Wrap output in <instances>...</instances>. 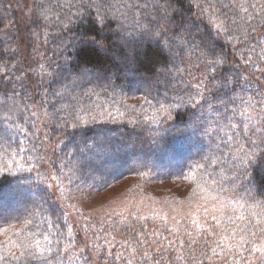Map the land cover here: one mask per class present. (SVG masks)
Segmentation results:
<instances>
[{
    "label": "snow or ice",
    "instance_id": "1",
    "mask_svg": "<svg viewBox=\"0 0 264 264\" xmlns=\"http://www.w3.org/2000/svg\"><path fill=\"white\" fill-rule=\"evenodd\" d=\"M182 2L187 9L181 7ZM73 7L75 21L86 24L87 33L82 32L78 41L75 37L71 42L61 40L54 56L62 57L63 63L40 52V32L28 31L25 51L31 46L32 52L22 60H17L18 48L8 50L7 59L0 49V84L11 83L9 62L17 60L12 68L19 73L20 86L28 93L31 82L34 89L26 96L31 104L15 102L21 93L0 96V178L14 177L9 194L18 203L25 202L23 213L0 203V264H134L137 260L139 264H172L171 250L177 247L185 250L186 264H217V260L221 264H264V6L253 14L249 8L256 5L239 0L226 6L237 9L231 17L218 11L211 0H74L69 9ZM25 8L32 25L43 31L45 43L53 26L60 34L72 31L71 11L67 22L59 14L53 20L51 0L48 6L45 0H32L31 7L26 3ZM193 8L196 11L188 15ZM205 20L207 28L202 32ZM19 28L9 21L0 31L6 34ZM221 38L224 45L218 52L215 41ZM69 43L74 55L67 54ZM89 51H115L114 67L133 74L143 68L155 77L156 86H164L165 100L158 101L157 110L162 120L157 123L174 121L181 111L193 114L194 119L175 129L178 137L191 141L190 155L177 175L196 183L201 191L215 193L212 207L226 214L227 226L210 213L214 224L195 235L185 230L168 240L167 246L161 243V233H153L156 238L149 241L146 228L133 229L118 241L123 249L118 251L116 235L105 232L101 237L93 227L95 221L87 220L77 203H66L81 202L91 197L88 189L99 186L102 191L107 186V178L101 175L88 188L81 187L85 181L78 173H83V165L77 162V167H69L77 153L83 155L92 147L87 140L80 146L76 137L86 133L78 130L97 123L96 116L84 119L90 110L77 108L80 99L72 95L73 90L85 77L103 80L106 89L118 87L105 70L81 66L80 53ZM39 85L47 87L42 98H35ZM38 124L43 126V136ZM152 143H157L155 137ZM68 144L75 151L65 153ZM65 179L74 192L66 189ZM231 205L238 206L239 215L235 209L227 214ZM244 211L248 223L240 227L236 222L245 219ZM131 215L136 218L135 213ZM126 220L113 221L111 226L115 229ZM192 223L196 229L203 227L197 219ZM218 226L222 231L216 230ZM78 227H83L86 237L82 247ZM166 231L171 235L177 230ZM101 239L102 244L93 243Z\"/></svg>",
    "mask_w": 264,
    "mask_h": 264
},
{
    "label": "trees",
    "instance_id": "2",
    "mask_svg": "<svg viewBox=\"0 0 264 264\" xmlns=\"http://www.w3.org/2000/svg\"><path fill=\"white\" fill-rule=\"evenodd\" d=\"M238 2L239 0H211V3L218 11L228 13L230 17L237 9H229L226 6L230 4L235 5ZM26 3L31 7L32 0H0V19L3 20V23L0 24V30L9 21L20 25L18 32L12 30L5 34L3 31H0V37H3L0 39V49L5 50V59L11 55L8 51L10 49H19L17 60H22L26 53L32 52L31 46L25 51V45L29 43L26 36L28 31L31 30L33 32H40V52L45 53L48 58L55 60L56 63H63L62 57L57 58L54 56V53L58 51V45L61 40L71 42L73 37H75L78 41L82 32L87 33L88 26L75 21L74 14L76 8L69 9V5L74 3V0H51V7L53 8V12L50 13L51 18L55 20L57 14H59L67 22L66 16L71 11L73 23L71 25L72 31H65L63 34L56 32L55 26H53L47 43L44 42L43 31L32 25L29 20L27 8H25ZM247 3L248 5H256L255 8H249V12L253 14L260 12L261 6H264V0H247ZM45 4L48 6V0H45ZM57 5H63V7H57ZM181 7L187 9V3L182 2ZM195 11L196 9L193 8L192 12H188L187 14L192 15ZM240 15H244V13H240ZM22 20L23 23H21ZM256 22H259V17H257ZM206 28L207 21L205 20L200 30L203 32ZM21 40H24V43H20ZM215 43L219 52L224 45V41L221 38L215 41ZM67 54H75L70 43ZM228 56L229 59L233 56L230 48ZM115 57V51L107 53L103 51L81 52L78 57L81 66L90 67L96 65L98 69L105 70L106 76L115 80L118 87L115 91L106 89L103 80L98 81L85 77L81 86L73 90L72 95L80 99L77 108L90 110L88 116L84 117V119L90 120L91 116H96L97 123L89 124L87 127L78 130L86 133V135H78L76 137V140L80 142V146H83V141L87 140L92 147L91 149L86 148L83 155L77 153L75 160H72L69 167H77V162L83 165V173H78V175L81 180L85 181L81 185L84 188H88V185L92 184L98 176L103 175L107 178V186L102 191L99 190V186L94 189H88L92 192V195L90 198L84 200L94 202L97 198L110 197L115 194L136 195L143 199H150L153 202L164 204L167 208V212L165 213L167 217L165 219L163 216L144 215L139 211L133 210L126 214L112 215L109 220L102 223L95 222L94 229L101 237L105 236V232H111L116 235V241L114 242L116 243V250L123 251L118 241L122 240L133 229L142 231L143 228H146V235L149 241L156 238L153 233L159 232L161 233V243L167 246L168 240L174 239L176 235L183 233L185 230L195 235L198 231H202L203 228H208L214 224L215 221L211 220L210 213L215 214L227 226L228 222L225 220L226 214L218 212L212 207L213 201L211 197L215 193L207 189L201 191L196 186V183L179 178L177 175L182 161L190 155L188 145L191 141L178 137L175 129L194 119L193 114L190 111H181L179 114H175L174 121L157 123V120H162L157 110L160 107L158 101L163 102L165 100L164 86H156L154 84L155 77L150 73H145L143 68L136 74H133L125 73L123 68L114 67L112 61ZM36 59L39 60L40 56H37ZM17 60L9 62V68L12 70L8 73V77L11 83L5 81L3 84H0V96H3L5 93L8 95H11L13 92L21 93L22 95L16 98L15 102L17 104H31L32 101L26 99V96L34 91L33 84L31 82L27 83L29 92L25 93L24 88L20 86L21 81L17 79L19 75L17 69L12 68V64H16ZM85 60L88 61L87 65H84ZM2 64L3 62L0 61V66ZM17 66L23 68V64H18ZM65 75L68 74L65 73ZM13 85H16V87L13 88ZM58 86L54 85L52 87ZM45 87L47 85L38 86L35 90V98L43 97ZM66 100L71 101V96H67ZM11 102L9 101V103ZM72 103L76 102L72 101ZM204 115L207 116L208 112L205 111ZM38 127L41 128L40 135L43 136V126L38 124ZM153 137L157 139V143L155 144L152 143ZM61 147L63 148V145ZM49 151H51L50 148ZM68 151H75L73 144H68V147L64 149L65 153ZM22 175H27V173H23ZM14 179L11 176L0 178V203L6 208L15 209L17 213H23L25 202L20 201L18 203L9 194V186ZM77 183H79V180ZM64 184L67 190L75 191L67 179L64 180ZM49 206H53L51 201L49 202ZM204 207L209 209L208 213L203 211ZM197 209L200 210L197 211ZM234 209L236 210V214L239 215L240 210L236 205H231L227 210V214H232ZM183 212L186 213L184 217L181 216ZM132 213H135L136 218H133ZM174 214L178 215V218L175 219ZM244 216L245 219L236 222L240 227H244L248 223L246 211H244ZM123 218H127L125 224L118 225L115 229L111 226L113 221H119ZM193 219H197L202 224V229L195 228L192 223ZM71 220L72 218L70 217V222ZM175 221H180L179 225ZM101 228H103V231H101ZM166 229H176L177 231L170 235ZM216 230L222 231L219 226ZM76 231L79 233L81 240L79 246L82 247L83 241L86 239L83 227H78ZM91 231L89 229V235H91ZM224 234L227 235V233ZM106 238L111 239V236ZM182 238L186 239L187 237L184 236ZM200 239H203V237H200ZM103 242V239L93 241V243L100 244ZM209 244L210 246H215L212 243V238H209ZM184 252L185 250L178 247L172 249L171 254L175 257L172 264H186V261L183 259ZM209 254L211 255V253ZM88 255L93 258L95 257V253H88ZM33 264H39V261L33 262ZM79 264H83V261L79 262ZM134 264H139V260L134 261ZM217 264H221V262L217 260Z\"/></svg>",
    "mask_w": 264,
    "mask_h": 264
},
{
    "label": "rangeland",
    "instance_id": "3",
    "mask_svg": "<svg viewBox=\"0 0 264 264\" xmlns=\"http://www.w3.org/2000/svg\"><path fill=\"white\" fill-rule=\"evenodd\" d=\"M112 195V194H111ZM66 203H77V207L82 211L84 217L87 220H94L97 223H102L109 220L112 215L128 213L133 210L139 211L144 215L150 216H163L165 219L167 215V208L164 204H159L153 202L150 199H143L142 197L136 195H126V194H115L113 196H107L102 198H97V200L81 202L68 201ZM72 212L71 208L66 209ZM185 212L181 216H185ZM79 213H73V216H78ZM175 219L178 215L174 214Z\"/></svg>",
    "mask_w": 264,
    "mask_h": 264
}]
</instances>
